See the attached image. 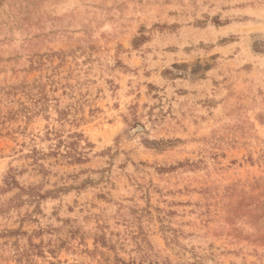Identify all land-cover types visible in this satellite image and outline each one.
Returning <instances> with one entry per match:
<instances>
[{"label": "rangeland", "instance_id": "obj_1", "mask_svg": "<svg viewBox=\"0 0 264 264\" xmlns=\"http://www.w3.org/2000/svg\"><path fill=\"white\" fill-rule=\"evenodd\" d=\"M0 264H264V0H0Z\"/></svg>", "mask_w": 264, "mask_h": 264}]
</instances>
